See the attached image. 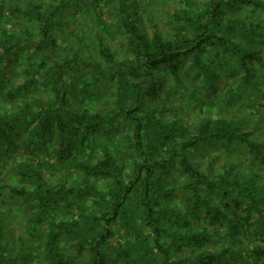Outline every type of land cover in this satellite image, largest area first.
I'll use <instances>...</instances> for the list:
<instances>
[{"label": "trees", "instance_id": "1", "mask_svg": "<svg viewBox=\"0 0 264 264\" xmlns=\"http://www.w3.org/2000/svg\"><path fill=\"white\" fill-rule=\"evenodd\" d=\"M263 124L264 0H0V264H264Z\"/></svg>", "mask_w": 264, "mask_h": 264}, {"label": "rangeland", "instance_id": "2", "mask_svg": "<svg viewBox=\"0 0 264 264\" xmlns=\"http://www.w3.org/2000/svg\"><path fill=\"white\" fill-rule=\"evenodd\" d=\"M107 28H108V32L110 33L111 38L113 39V37H115V35H114L115 34V23H114L113 20H112V22H110V23L107 24ZM117 38L118 37H115L114 39H117ZM185 81H186V83L192 85V83L188 82L187 79H185ZM178 85H179V88L183 91V89H184L183 86H181L180 83ZM220 87L221 86L217 87V91H220L221 90ZM206 112L215 115L216 112H217V110L215 108H212L211 107V108L207 109ZM188 113H189V111H186V113H184V115L187 116V115H189ZM244 113H245V115L247 117H249V115L247 114V112L244 111ZM191 114H192L191 116H193L194 111L193 112L191 111ZM191 119L193 120V117ZM257 132L259 133L260 136H263L264 135V124L262 126L261 131H257ZM2 149H4V144H1V146H0V152L2 151ZM216 151H217V149L215 150V148L214 149L213 148H210L209 155L211 157L214 156L216 154ZM199 155H200L199 158L201 159V161H205L206 160V158L204 157V154H199ZM219 160H220L219 163L221 164V162H222L223 159L222 158H219ZM219 163L216 164L217 167L219 166ZM259 165H260V162L258 161V162H255L254 164H252L251 167H256L257 168V167H259Z\"/></svg>", "mask_w": 264, "mask_h": 264}]
</instances>
